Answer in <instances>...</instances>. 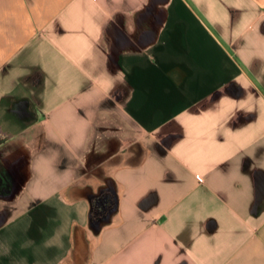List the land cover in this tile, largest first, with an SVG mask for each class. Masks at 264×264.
<instances>
[{"label":"crops","instance_id":"1","mask_svg":"<svg viewBox=\"0 0 264 264\" xmlns=\"http://www.w3.org/2000/svg\"><path fill=\"white\" fill-rule=\"evenodd\" d=\"M0 264H264V0H0Z\"/></svg>","mask_w":264,"mask_h":264}]
</instances>
